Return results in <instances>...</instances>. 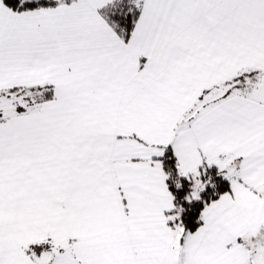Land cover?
<instances>
[{
	"label": "snow or ice",
	"instance_id": "6c2138e0",
	"mask_svg": "<svg viewBox=\"0 0 264 264\" xmlns=\"http://www.w3.org/2000/svg\"><path fill=\"white\" fill-rule=\"evenodd\" d=\"M0 264H264V0H0Z\"/></svg>",
	"mask_w": 264,
	"mask_h": 264
}]
</instances>
